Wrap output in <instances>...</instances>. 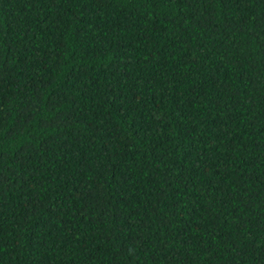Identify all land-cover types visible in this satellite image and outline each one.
<instances>
[{
	"label": "trees",
	"instance_id": "trees-1",
	"mask_svg": "<svg viewBox=\"0 0 264 264\" xmlns=\"http://www.w3.org/2000/svg\"><path fill=\"white\" fill-rule=\"evenodd\" d=\"M0 264H264V0H0Z\"/></svg>",
	"mask_w": 264,
	"mask_h": 264
}]
</instances>
